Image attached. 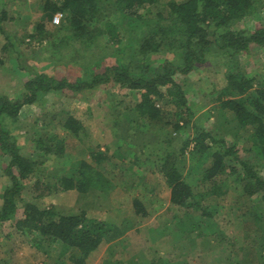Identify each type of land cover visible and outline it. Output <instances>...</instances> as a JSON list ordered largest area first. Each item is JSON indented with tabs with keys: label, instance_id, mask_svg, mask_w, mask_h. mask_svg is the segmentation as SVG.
Here are the masks:
<instances>
[{
	"label": "rangeland",
	"instance_id": "1",
	"mask_svg": "<svg viewBox=\"0 0 264 264\" xmlns=\"http://www.w3.org/2000/svg\"><path fill=\"white\" fill-rule=\"evenodd\" d=\"M169 1L157 0L150 8L155 13L162 12ZM42 2L0 0V8L8 15L2 22L7 36L0 33V94L16 96L22 92L29 70L64 71L74 56L90 59L100 50L101 46L86 48L72 36L70 27H59L62 21L65 23L63 15L58 24L51 20L38 32L35 26ZM256 16L244 17L236 22V27L254 30L260 26L264 22V0ZM208 29L209 37L213 38V27ZM239 58L248 76L264 80V47H254L252 53H242ZM209 61L185 78L191 118L189 127H183L182 119L187 115H180L181 136L175 148L165 145L164 135L171 129L160 122L141 125L147 131L144 138L133 132H130L135 137L133 141L116 135L114 117L116 111L123 112V104L118 101L125 94L124 100L134 103V96L111 85H100L78 94L50 91L22 108L16 127L11 129L19 139V154L39 163L23 180L17 207H22V202H33L40 207L59 204L72 212L83 210L87 217L116 224L122 235L109 243H100L82 258L78 250L66 248L59 242H32L16 231L11 220L0 222V264H264V213L257 209L255 194L244 192L240 180L243 172L238 163L231 161L236 168L234 172L203 180V169L196 163L198 155L191 153L197 132L194 129H199L215 139L226 140L239 157L249 160L253 157L248 151L253 143L251 130L239 126L228 113L217 109V96L227 84L223 58L218 56ZM168 108L179 107L172 101ZM67 116L81 122L93 146L109 154L117 150L126 161L136 158L133 172L116 177L114 170L100 167L97 188L84 193L76 190L47 193V188L53 190L61 177L75 178L81 161H90L89 152L81 141L58 124ZM262 120L264 123V116ZM38 139L45 145H53L54 152L42 155L33 150ZM185 143L183 151L179 150ZM205 143H209L208 138ZM57 145L62 147L59 154ZM172 149L178 154L179 170L191 184L206 214L170 202L169 185L151 162ZM258 165L256 168L264 177V159ZM35 180L46 186L33 183ZM9 183L7 175L0 172V202ZM133 198L141 201L146 216L134 213Z\"/></svg>",
	"mask_w": 264,
	"mask_h": 264
},
{
	"label": "trees",
	"instance_id": "2",
	"mask_svg": "<svg viewBox=\"0 0 264 264\" xmlns=\"http://www.w3.org/2000/svg\"><path fill=\"white\" fill-rule=\"evenodd\" d=\"M155 1L43 0L35 26L38 32L45 29L55 13L61 12L65 23L62 21L59 27H70L72 36L86 48L101 47L90 59L74 56L64 71L29 70L22 92L16 96L0 94V172L7 175L10 182L1 194L0 222L13 221L16 231L32 242H59L66 248L78 250L84 258L100 243L118 239L122 230L114 223L87 217L83 210L72 212L59 204L40 207L33 202H22V207H17L23 180L39 163L19 154V139L11 128L16 127L20 110L50 91L78 94L100 85H111L134 96V103L126 102L125 94L118 101L123 104V112L116 111L114 117L116 135L133 141L135 137L130 134L133 132L144 138L147 131L141 125L160 122L171 129L164 135L165 145L170 147L177 144L181 136L180 115H187L185 120L181 119L183 127H189L191 110L185 95L186 76L218 56L223 58L227 84L217 96V109L228 113L239 126L251 130L253 143L248 151L253 157L250 160L239 157L226 140L215 139L199 129H194L197 132L191 153L198 155L196 163L203 169V180L234 172L236 168L231 161L237 162L243 172L240 180L244 192L255 194L257 209L264 213V177L256 168L264 159V80L248 76L239 63L242 53L264 47V22L254 30L236 27V22L246 16L257 18L262 0H171L162 12L156 13L150 8ZM7 18L6 11L0 8L1 34H6L2 22ZM209 26L213 27V38L209 37ZM97 38H100L98 42ZM172 101L178 109L168 108ZM58 124L81 141L89 152L90 161H81L75 178L61 177L53 190H45L47 193L67 190L84 193L97 188L100 167L114 170L116 177L132 171L136 158L126 161L117 150L109 154L93 146L76 118L67 116ZM206 138L209 143H205ZM186 144L179 150L183 151ZM52 147L38 139L33 150L47 155L54 152ZM56 148L59 154L62 147L57 145ZM175 151H167L151 162L169 185V200L174 205L206 214L191 184L178 168ZM33 183L42 185L37 180ZM132 206L136 215H147L137 198H133Z\"/></svg>",
	"mask_w": 264,
	"mask_h": 264
},
{
	"label": "built area",
	"instance_id": "3",
	"mask_svg": "<svg viewBox=\"0 0 264 264\" xmlns=\"http://www.w3.org/2000/svg\"><path fill=\"white\" fill-rule=\"evenodd\" d=\"M62 17V13L61 12H57L54 14L53 18H52V22L55 24H58L60 19Z\"/></svg>",
	"mask_w": 264,
	"mask_h": 264
},
{
	"label": "crops",
	"instance_id": "4",
	"mask_svg": "<svg viewBox=\"0 0 264 264\" xmlns=\"http://www.w3.org/2000/svg\"><path fill=\"white\" fill-rule=\"evenodd\" d=\"M241 56V55H240Z\"/></svg>",
	"mask_w": 264,
	"mask_h": 264
}]
</instances>
